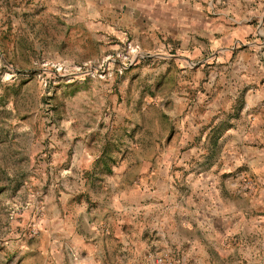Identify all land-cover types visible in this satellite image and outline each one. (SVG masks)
I'll return each mask as SVG.
<instances>
[{
	"label": "rangeland",
	"instance_id": "374dc122",
	"mask_svg": "<svg viewBox=\"0 0 264 264\" xmlns=\"http://www.w3.org/2000/svg\"><path fill=\"white\" fill-rule=\"evenodd\" d=\"M261 240L264 0H0V264Z\"/></svg>",
	"mask_w": 264,
	"mask_h": 264
},
{
	"label": "crops",
	"instance_id": "0c3cea01",
	"mask_svg": "<svg viewBox=\"0 0 264 264\" xmlns=\"http://www.w3.org/2000/svg\"><path fill=\"white\" fill-rule=\"evenodd\" d=\"M217 214L219 215L216 218L217 220L222 221V223H224L225 225H231L232 224V221H230L229 216H227V214L221 213V212L217 213ZM241 217L244 218V215H242ZM237 218L238 219L240 218L239 215ZM237 229H240V232H242L244 230L240 227ZM233 231H234V229H225V228H220V227H208V228L206 227L204 230V232H206L210 235H214L217 240L218 239L222 240V242L226 241L227 243H228V239H230V237L233 236V234H234ZM214 236H212V237H214ZM226 242L222 243V245H220L219 250H221L222 253L229 254L230 253L229 251L232 250L231 247L233 245H228V244H226ZM188 245L190 247V251L195 252L197 249L200 250L202 244H200L199 241H197L195 239V240L188 241ZM213 247H214V245H213ZM236 247L238 248V251H240V252H245V251L249 250V246L246 243H242V244L237 243ZM203 248H205L208 251H211L213 249L211 245H207V244H205V246ZM253 252H254V256L251 259L247 258L245 255L239 256L238 259H236V264H264V240H261L259 244L254 245ZM191 258H192V256H191ZM209 258L205 257L203 262L200 261L201 264H214V261H212V259H209Z\"/></svg>",
	"mask_w": 264,
	"mask_h": 264
},
{
	"label": "built area",
	"instance_id": "2783aa9c",
	"mask_svg": "<svg viewBox=\"0 0 264 264\" xmlns=\"http://www.w3.org/2000/svg\"><path fill=\"white\" fill-rule=\"evenodd\" d=\"M156 264H170L166 259L160 258L157 260Z\"/></svg>",
	"mask_w": 264,
	"mask_h": 264
}]
</instances>
